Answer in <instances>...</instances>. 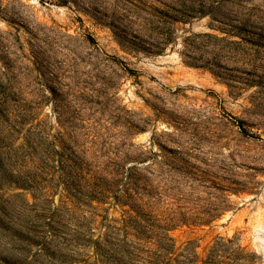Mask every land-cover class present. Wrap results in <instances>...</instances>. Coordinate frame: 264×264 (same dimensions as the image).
<instances>
[{
    "label": "rangeland",
    "instance_id": "1",
    "mask_svg": "<svg viewBox=\"0 0 264 264\" xmlns=\"http://www.w3.org/2000/svg\"><path fill=\"white\" fill-rule=\"evenodd\" d=\"M0 101V264H109L110 161L157 209H226L179 247L223 237L264 264V0H0ZM54 147L99 177L74 203Z\"/></svg>",
    "mask_w": 264,
    "mask_h": 264
},
{
    "label": "trees",
    "instance_id": "2",
    "mask_svg": "<svg viewBox=\"0 0 264 264\" xmlns=\"http://www.w3.org/2000/svg\"><path fill=\"white\" fill-rule=\"evenodd\" d=\"M4 104L5 101H0V106ZM0 119H6L3 113L0 114ZM65 150L69 152L59 151L54 147L49 158L58 165L62 173L63 196L74 203L78 200L82 182L85 181L91 186V179L99 177H87L86 161L79 157L75 149ZM181 162L188 165L183 159ZM109 164V185L105 187L101 183L100 186L97 185L96 191L97 202L104 203L109 197V205L122 210V217L114 220L115 224H109V264H254L253 254L231 239L218 238L208 248L205 256L201 257L192 241L187 242L184 247H179L170 235L172 229L177 227L210 226L226 211L225 208L178 206L157 209L154 201L163 195L157 194L151 184L142 185L132 165L126 166L124 170L117 161H110ZM178 166L175 164V167H170L171 175L180 177L178 185L211 182L213 187L223 190L214 181L205 179V175L189 172L184 165ZM177 194L176 197L168 198L185 200L184 193ZM158 211L162 214H157ZM8 227L0 224V230L9 231ZM22 228L26 230V227ZM27 230L30 231L28 227ZM16 233L22 234V231L18 230Z\"/></svg>",
    "mask_w": 264,
    "mask_h": 264
}]
</instances>
